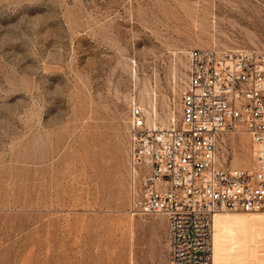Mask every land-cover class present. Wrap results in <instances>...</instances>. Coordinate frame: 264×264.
<instances>
[{
  "label": "rangeland",
  "instance_id": "374dc122",
  "mask_svg": "<svg viewBox=\"0 0 264 264\" xmlns=\"http://www.w3.org/2000/svg\"><path fill=\"white\" fill-rule=\"evenodd\" d=\"M196 47L264 49V0H0V264H169L130 211L129 116L179 124ZM218 147L257 165L243 130ZM241 212L221 264H264V211Z\"/></svg>",
  "mask_w": 264,
  "mask_h": 264
},
{
  "label": "built area",
  "instance_id": "2783aa9c",
  "mask_svg": "<svg viewBox=\"0 0 264 264\" xmlns=\"http://www.w3.org/2000/svg\"><path fill=\"white\" fill-rule=\"evenodd\" d=\"M179 124L148 122L134 101L129 116L130 211L168 218L169 264H213L220 210L264 211V49L196 47ZM246 132L254 169L224 163L225 131Z\"/></svg>",
  "mask_w": 264,
  "mask_h": 264
},
{
  "label": "bare ground",
  "instance_id": "6f19581e",
  "mask_svg": "<svg viewBox=\"0 0 264 264\" xmlns=\"http://www.w3.org/2000/svg\"><path fill=\"white\" fill-rule=\"evenodd\" d=\"M164 120H162V121H164ZM241 213H248V212H241ZM229 219H232L233 221H236V222H244L245 223L247 221L246 220L247 219V215L244 216V219L241 218V215L240 214H231L230 216H227L225 214V210H220L216 214L215 219H214V234H213L214 258H215V260H213V263L214 264H221V261H222V259L224 257L225 251L222 248V241H223V239H225V236H226V234L224 232V226H225L226 221H228ZM215 238L217 239V242H218V249H217L216 252H215V248H216V246H215Z\"/></svg>",
  "mask_w": 264,
  "mask_h": 264
},
{
  "label": "crops",
  "instance_id": "0c3cea01",
  "mask_svg": "<svg viewBox=\"0 0 264 264\" xmlns=\"http://www.w3.org/2000/svg\"><path fill=\"white\" fill-rule=\"evenodd\" d=\"M148 220L151 229L158 234L156 239H153L155 240V244L158 246V243L161 241L162 237L169 233L168 218L165 215H154L149 217Z\"/></svg>",
  "mask_w": 264,
  "mask_h": 264
}]
</instances>
